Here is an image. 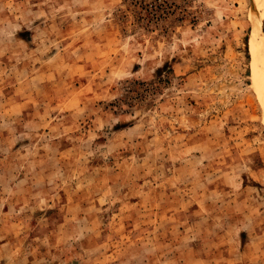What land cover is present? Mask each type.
Masks as SVG:
<instances>
[{
  "label": "rangeland",
  "instance_id": "obj_1",
  "mask_svg": "<svg viewBox=\"0 0 264 264\" xmlns=\"http://www.w3.org/2000/svg\"><path fill=\"white\" fill-rule=\"evenodd\" d=\"M168 3L145 29L120 20L126 0H0V264H78L82 248L87 264H147L158 237L184 264L190 230L160 217L201 209L205 250L264 264L259 0ZM79 202L100 232L85 220L59 239L67 260L49 237Z\"/></svg>",
  "mask_w": 264,
  "mask_h": 264
},
{
  "label": "crops",
  "instance_id": "obj_2",
  "mask_svg": "<svg viewBox=\"0 0 264 264\" xmlns=\"http://www.w3.org/2000/svg\"><path fill=\"white\" fill-rule=\"evenodd\" d=\"M49 95L46 94V95H44V97L45 96L47 97ZM56 97H58L57 94L54 96V99H56ZM60 97H62V96H60ZM66 100H68L69 102L73 101L72 97H69V96H65L64 97L63 101H66ZM28 102L29 101H27V99L22 101L19 104L20 110H24L25 111L26 107H28V108H30V111H27V112L30 113L32 111V108L27 105ZM35 113H38V111L35 112ZM4 118H6V117H4ZM6 120L9 121V119H6ZM3 141H5V139H0V142L2 144L5 143ZM36 166L38 167L37 164H35V167ZM35 171H37L36 174L40 173V171H38L37 169ZM35 171L32 170V172H30V171L25 172V175H23L22 177L24 179H28V180H30L32 182V177H35L33 172H35ZM28 175H32V177L29 178ZM47 189H50V188H47ZM76 201L77 200H75V199L70 201V203H68V206H66V207H68V209L69 208H73V207L75 208L77 206L76 205V203H77ZM10 203H13L15 208L18 207L17 205H15L16 202L14 201L13 198L10 199ZM78 205H80V202L78 203ZM167 206L169 208H173V206H175V204H169ZM192 207H194V206L192 205ZM204 207H205V205L202 206V208H204ZM44 208L47 210V209H52L54 207H52L48 203ZM196 208L197 207H194V209H196ZM90 210L91 209H89L88 205L81 204L80 207H79L78 215L77 214L76 215H71L70 218L68 217V219H67V221L65 223V224H67L68 231L66 232V230H65L64 232L62 231L61 233L59 231L58 233H55L54 236H50L49 237V240H51V242H53V244L56 243V249L55 250L62 252L61 256H64L66 259L68 257H70V256H67L66 253H64L65 252L64 249L66 248L65 246L68 247V245L65 243V246H63L62 245L63 243L59 244L58 242H63L62 241L63 238L66 239L65 242H67L69 240L68 238L72 239L74 236H76L77 231L79 233V228H77V226L79 227V225H81L82 222L86 225L87 223L85 222V220H87L88 224H90V226L92 228V229L90 228V231H91L90 236H94L95 234H97V231H98L99 227L94 226L93 221L90 222L88 220L89 217L92 219V217L94 215H96L95 213L93 215V213L90 212ZM196 210H198V208ZM201 210L198 211V216L199 217H196V218H198L200 220L197 221V222L195 221L196 218H194L192 220L185 221V222L181 221L179 218H177L179 210L174 216L170 217V216L165 215V216H161L160 217L161 220H167L168 224L170 222L174 226H177V225L180 226L182 228V231H180V235H182L186 230H190V237L192 236V238H190L188 240V242L184 245V250H182L181 252L178 253V256L176 257V259L178 260V263H180V261H182V260H183L184 264H214V263L220 262V261H222L224 264H230V262L236 261L238 259L237 258L238 255L235 254V253H230V251L232 250L231 248L225 250L224 253L223 252H220V253L217 252V254H215V251H211V249L205 250L204 244L206 243V241L208 239V235H207L208 233L207 232H210V231L207 228L204 227L205 224H203V222L201 223V219L205 218V216L201 213ZM87 211L90 212V213H86ZM132 218L133 217H130V219H132ZM65 224H64V226H65ZM174 231H175V228H173L172 232H170V233L173 234ZM51 232L52 231H50V233ZM98 232H100V230ZM186 232H188V231H186ZM59 239H62V240H59ZM251 239H253V238H251ZM251 239H250L249 242H248V240H244L246 242H241L240 241V244H242L244 246H246V245H251L252 246V245H254V243L251 242ZM254 239H256V237ZM163 243L164 242H162V237H158V238L154 239L155 247L153 249L152 258L151 259H147V261H148L147 264H149L151 262V260H154V259H156L155 262H160L161 259L163 258V256H164V260L163 261L165 262L164 264H172L171 261L166 262V260L167 259L171 260L172 258L175 257V255L174 254L164 255L165 253L162 252L164 250L163 249L164 247H162ZM71 245H73V244H71ZM201 246H203L202 250H201ZM143 247H144L143 244H140V247L138 249L140 250ZM172 247L173 246H170V248H172ZM90 249H91L90 252L93 253L92 252L93 251L92 250L93 249L92 246L90 247ZM81 251L78 252V257H76V258H78V264H87V262L91 259L87 255L88 253H85L87 251V249L83 250V248H82ZM110 252H113V251H110ZM75 255L77 256V253H75ZM106 255H108L107 252H106ZM91 256H93V255H91Z\"/></svg>",
  "mask_w": 264,
  "mask_h": 264
},
{
  "label": "trees",
  "instance_id": "obj_3",
  "mask_svg": "<svg viewBox=\"0 0 264 264\" xmlns=\"http://www.w3.org/2000/svg\"><path fill=\"white\" fill-rule=\"evenodd\" d=\"M128 5L123 9V11H119L121 13L120 20L124 23H127L128 16L133 19V24H137L138 28H151L153 24H159L160 21H162L164 15H167L165 12V8L167 5H169L168 0H126ZM167 73V75L172 74L171 66L165 64L161 68L157 69L156 75L158 77V81L164 80L161 78V75L163 73ZM169 79V76H167L166 80ZM131 82L127 83L126 89L131 90L133 89L132 85H130ZM144 87L145 91H149L146 86L142 85ZM151 91V90H150ZM129 92V93H130ZM136 91H133L135 93ZM137 95H135L136 98ZM131 100V98H129ZM130 100L125 101L120 100L127 104L128 107H132V103H130ZM127 102V103H126ZM115 104L113 106L118 107L116 104L117 101L114 102Z\"/></svg>",
  "mask_w": 264,
  "mask_h": 264
},
{
  "label": "bare ground",
  "instance_id": "obj_4",
  "mask_svg": "<svg viewBox=\"0 0 264 264\" xmlns=\"http://www.w3.org/2000/svg\"><path fill=\"white\" fill-rule=\"evenodd\" d=\"M259 9L263 11L264 14V0H259ZM263 64V69H262V73H261V77H260V82L262 84V87L264 86V62H262ZM261 93L263 95L264 98V90H261Z\"/></svg>",
  "mask_w": 264,
  "mask_h": 264
}]
</instances>
